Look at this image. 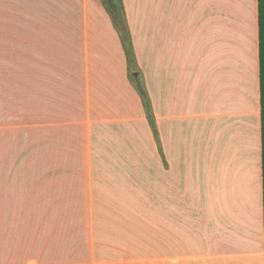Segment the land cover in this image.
Instances as JSON below:
<instances>
[{
  "label": "crops",
  "instance_id": "crops-1",
  "mask_svg": "<svg viewBox=\"0 0 264 264\" xmlns=\"http://www.w3.org/2000/svg\"><path fill=\"white\" fill-rule=\"evenodd\" d=\"M117 2L127 43L103 0H0V160L42 132L60 187L0 188V264H264L258 0Z\"/></svg>",
  "mask_w": 264,
  "mask_h": 264
},
{
  "label": "rangeland",
  "instance_id": "rangeland-1",
  "mask_svg": "<svg viewBox=\"0 0 264 264\" xmlns=\"http://www.w3.org/2000/svg\"><path fill=\"white\" fill-rule=\"evenodd\" d=\"M118 1V0H117ZM239 37L237 39V45L242 48V53L240 56L241 62L243 64L242 74L244 76V83L249 89V79L248 70L251 66L250 52L251 43L247 38V32L244 31V35L237 33ZM135 80L140 82L137 74H134ZM4 92H3V105H4V121L10 117L11 109L6 110V107L10 102V94L6 86L9 85V80L4 78ZM19 120L27 119V112L25 110V105L19 106L18 112ZM9 119V118H8ZM21 130L26 129V127L17 126H6L3 125L0 130ZM12 133V134H11ZM42 138V132H30L19 131V132H4L2 134V158L0 160V188L2 190H7L10 188H15L18 190L19 198H35L38 199L42 196L43 192L58 190L60 187H53V184H58L49 176H44L41 174L42 170L39 163L32 160L33 155L41 152L42 145L34 142L37 136ZM38 138V140H39ZM30 156V160L28 157ZM40 161V160H39ZM38 163V164H37ZM41 164V163H40ZM21 230V229H20ZM21 237L24 238L26 243L31 239V235L27 233L26 230L20 232ZM24 242V241H22ZM23 251L19 252V255Z\"/></svg>",
  "mask_w": 264,
  "mask_h": 264
},
{
  "label": "trees",
  "instance_id": "trees-1",
  "mask_svg": "<svg viewBox=\"0 0 264 264\" xmlns=\"http://www.w3.org/2000/svg\"><path fill=\"white\" fill-rule=\"evenodd\" d=\"M110 12L113 22L120 31L124 41L128 42V30L122 6L116 0H103ZM258 39H259V69H260V101H261V140H262V181H263V210H264V0H258ZM132 70L134 68L132 67ZM139 78V77H138ZM135 85L140 95L146 101V110L150 123L153 125V116L150 110L149 99L141 86L135 80Z\"/></svg>",
  "mask_w": 264,
  "mask_h": 264
}]
</instances>
